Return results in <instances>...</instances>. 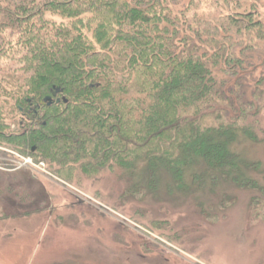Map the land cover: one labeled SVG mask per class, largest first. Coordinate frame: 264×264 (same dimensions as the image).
I'll use <instances>...</instances> for the list:
<instances>
[{"label":"trees","instance_id":"trees-1","mask_svg":"<svg viewBox=\"0 0 264 264\" xmlns=\"http://www.w3.org/2000/svg\"><path fill=\"white\" fill-rule=\"evenodd\" d=\"M178 6L0 0V145L67 180L118 170L143 185L158 172L210 193L224 181L256 192L251 208L264 212V164L233 149L264 144V75L252 77L249 52L264 26L233 12L191 28Z\"/></svg>","mask_w":264,"mask_h":264},{"label":"rangeland","instance_id":"rangeland-1","mask_svg":"<svg viewBox=\"0 0 264 264\" xmlns=\"http://www.w3.org/2000/svg\"><path fill=\"white\" fill-rule=\"evenodd\" d=\"M178 1L191 28L233 12H252L264 26V0H239L232 11L231 0ZM254 41L252 77L264 75V37ZM233 149L264 164V144L240 139ZM141 176L143 185L118 170L67 180L0 145V264H264V212L251 208L256 192L224 181L215 193L179 189L169 174Z\"/></svg>","mask_w":264,"mask_h":264},{"label":"water","instance_id":"water-1","mask_svg":"<svg viewBox=\"0 0 264 264\" xmlns=\"http://www.w3.org/2000/svg\"><path fill=\"white\" fill-rule=\"evenodd\" d=\"M59 93H60V90H58V89L54 90V92L51 94V97H47V98L43 99L42 101H40V104L42 106L51 105L53 98H56ZM56 102H59V100H56Z\"/></svg>","mask_w":264,"mask_h":264}]
</instances>
